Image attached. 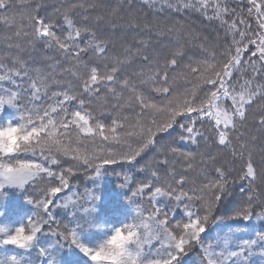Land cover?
<instances>
[{"label": "snow or ice", "instance_id": "snow-or-ice-1", "mask_svg": "<svg viewBox=\"0 0 264 264\" xmlns=\"http://www.w3.org/2000/svg\"><path fill=\"white\" fill-rule=\"evenodd\" d=\"M21 3L27 11L17 16L13 0H0V22L14 28L0 37L7 48L0 52V114L15 112L0 128L23 129L29 139L22 150L0 152V197L16 187L33 210L15 226L0 223V246L23 252L0 256V264H96V252L117 233L132 237L120 264H184L197 249L198 264H250L257 249L264 256V231L240 240L230 229L216 245L206 244L210 229L225 220L264 221V0H247L245 8L229 0H142L156 19L138 11L135 0ZM189 10L218 24L223 43L219 35L213 39L163 19L168 11ZM162 40L171 45L166 54L158 46ZM189 44L197 56L189 55ZM130 68L138 70L127 72ZM250 117L252 134L241 131ZM202 140L206 147L211 140L218 151L177 146L199 148ZM224 150L243 160L239 169L217 163ZM149 151L153 159L138 170L150 179L132 191L135 182L125 174L119 185L131 192L127 201L135 207L108 225L107 233L93 232L106 226L96 221L101 198L89 194L85 207L78 193L67 195L72 177L91 169L93 179L99 178L103 166L138 164ZM63 158L73 163L64 167ZM177 162H183L179 171ZM193 171L205 182L197 183L189 175ZM237 180L240 205L222 215L220 207ZM136 197H147L148 207ZM54 208L70 209L71 220H58ZM21 233L24 243L16 242ZM45 235L54 242L46 243ZM77 249L82 256L74 255Z\"/></svg>", "mask_w": 264, "mask_h": 264}, {"label": "trees", "instance_id": "trees-1", "mask_svg": "<svg viewBox=\"0 0 264 264\" xmlns=\"http://www.w3.org/2000/svg\"><path fill=\"white\" fill-rule=\"evenodd\" d=\"M122 3L123 0H104L106 4H116ZM229 2L233 6H238L239 8H245L247 5V0H243V3H240V0H229ZM50 4L57 3V0H49ZM135 5L138 11L141 13L147 14L151 12L154 19L159 18L156 16L154 10H150L143 6V3L135 0ZM12 13L19 16L27 9L24 4L21 3V0H13V8L11 9ZM51 12V8L49 9V13ZM163 15L164 20H170L173 22H179L181 24H186L193 26L196 29H199L200 32L208 35L210 38H215L219 35L220 40L218 43H223V32L221 31L218 24L207 22L198 12L189 11H181L180 13L176 12H166ZM79 19V18H78ZM252 26L255 27V22L250 21ZM14 31L13 27L3 24L0 22V37L3 35H9ZM161 49V52L167 53V50L171 45H169L167 40H162L158 45ZM189 55L197 56L198 50L194 48L191 44L188 45ZM7 51V48L2 39H0V52ZM34 56L39 59L38 53H33ZM138 68H130L127 69V72L136 71ZM21 83V81H17ZM4 87H11V85L5 84ZM184 85L182 83L177 85V88L182 89ZM154 99L162 100L163 97L156 95ZM44 101H41L43 103ZM227 103L230 104V101ZM15 116V112L12 109H6L3 114H0V123H6L7 120L13 119ZM101 119H105V117H101ZM106 122H108L106 120ZM247 130L249 134L254 132V126L252 124V118L250 117L249 121L245 124L244 128L241 131ZM259 135V133H256ZM175 135V133H174ZM99 143V141H97ZM177 146L181 147L185 151H200V152H216L218 149L214 144H212L211 140H207V147L205 146V141H200L199 148L197 145L189 144L187 142H178ZM89 150H91L92 145H89ZM113 148H117V146L113 145ZM117 150H119L117 148ZM154 153L151 151L145 153L142 157H138L139 163L133 162L132 164L120 162L117 164H108L103 166L102 175L99 178L93 179L95 173L89 169L85 171L81 169L76 173L75 176L72 177L71 187L66 190L67 195H72L73 193H78L80 197V203L85 207H88L87 197L89 194L94 193L95 195L100 196V201L97 202V213H96V221L106 225L100 229H92L93 232H103L107 233L108 225L114 224L116 221L124 219L125 213L130 214L131 207L134 208L135 205H129L127 201V196L131 197V192L128 193L126 189H121L119 187L120 183H123V176L125 174L131 176L135 183L129 185L132 191L135 190L137 184L140 181L150 179V176L147 172H140L138 169L143 167L147 162L151 161L154 157ZM255 159L257 162L260 160V145L259 143L256 146L255 150ZM64 167L70 166L73 161L70 158H63ZM217 163H230L235 168L239 169L240 165L243 164V160L236 158L234 159L228 150H224L221 154V159L217 161ZM183 162L176 163V169L179 171L181 169V165ZM186 167V165H184ZM106 169V171H105ZM194 179H196L197 183L205 182L206 178L203 175H197V172L193 171L189 173ZM209 175H214V173L209 170ZM240 181H236V183L232 186V195L221 205L220 214L225 216L232 215V212L235 208L240 205L241 198L243 193L240 192ZM186 187H190L186 186ZM31 190V188H29ZM6 195L0 197V212H4L5 216L0 217V223H3L5 226H15V221L19 220V217L26 218L31 215L33 210L32 205H30L23 191L18 188H6L4 190ZM65 193L61 194V201L64 198ZM138 203L142 204L145 208L148 207L147 197L141 199L140 197L134 198ZM162 201V203H165ZM57 213V219L63 221L64 223H68L71 220V210L64 209H55ZM147 215V212H145ZM179 213L177 218H179ZM5 220H12V224ZM235 230L240 240L255 238V233L259 231H264V221H258L255 217L251 221L245 222L241 220H225L223 223L214 225L207 234V243H212L216 245L219 238L224 234L228 233L229 230ZM97 239L102 241L104 239V235L101 233L98 235ZM55 237L50 235H45V242H54ZM159 245L156 244L155 247ZM198 252L199 250H194L187 257H185L184 264H198ZM12 254H23L22 250L15 248L14 246H0V256L4 255H12ZM33 259L36 258V253L33 251L30 253ZM74 255L82 256V253H79V250H76ZM87 259V258H85ZM88 264H92L89 260ZM250 264H264V256H262L257 249L250 256Z\"/></svg>", "mask_w": 264, "mask_h": 264}, {"label": "clouds", "instance_id": "clouds-1", "mask_svg": "<svg viewBox=\"0 0 264 264\" xmlns=\"http://www.w3.org/2000/svg\"><path fill=\"white\" fill-rule=\"evenodd\" d=\"M29 137L23 129L7 126L0 128V152H14L22 150ZM130 234L117 233L109 246L96 252V264H120L123 255V248L127 241L131 240ZM27 238L21 233L16 237V242L24 243ZM98 244H104V240Z\"/></svg>", "mask_w": 264, "mask_h": 264}]
</instances>
